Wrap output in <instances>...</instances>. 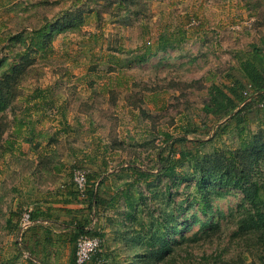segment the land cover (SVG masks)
<instances>
[{
    "label": "rangeland",
    "instance_id": "1",
    "mask_svg": "<svg viewBox=\"0 0 264 264\" xmlns=\"http://www.w3.org/2000/svg\"><path fill=\"white\" fill-rule=\"evenodd\" d=\"M262 38L264 0H0V264L24 210L96 191L106 264H264L262 97L203 110Z\"/></svg>",
    "mask_w": 264,
    "mask_h": 264
},
{
    "label": "crops",
    "instance_id": "2",
    "mask_svg": "<svg viewBox=\"0 0 264 264\" xmlns=\"http://www.w3.org/2000/svg\"><path fill=\"white\" fill-rule=\"evenodd\" d=\"M56 199L51 204L34 203L32 224L23 232L22 248L12 254L16 258L12 264H75V238L89 226L87 214L93 208L68 195Z\"/></svg>",
    "mask_w": 264,
    "mask_h": 264
},
{
    "label": "trees",
    "instance_id": "3",
    "mask_svg": "<svg viewBox=\"0 0 264 264\" xmlns=\"http://www.w3.org/2000/svg\"><path fill=\"white\" fill-rule=\"evenodd\" d=\"M236 59L237 65L234 69L240 73L242 79L229 73V84H222L220 86L212 84L208 89L210 102L204 106L203 110L218 121L226 116L233 115L235 110L237 112L249 110L253 100H246L248 96L259 94L262 97L261 99L264 98V38H262L260 46L251 43L247 49L239 51ZM4 86L5 82L0 80V105L4 101ZM187 160H189L188 153L180 151L178 157L170 161L168 158L159 156L157 167L161 168L162 171H166L173 164L182 163ZM87 202L95 210H102L107 205V201L97 191L88 196ZM83 232L84 229L78 235ZM88 233L91 234L92 232L89 231Z\"/></svg>",
    "mask_w": 264,
    "mask_h": 264
},
{
    "label": "built area",
    "instance_id": "4",
    "mask_svg": "<svg viewBox=\"0 0 264 264\" xmlns=\"http://www.w3.org/2000/svg\"><path fill=\"white\" fill-rule=\"evenodd\" d=\"M253 95L248 96L250 99ZM259 107L264 111V98L261 99ZM88 172L85 169L76 168L72 172L71 184L79 196H84L86 192ZM32 218L30 210H24L18 221L17 240L21 242L23 232L31 226ZM98 230L100 227L92 221L84 232L79 234L75 240V264H106V260L101 256L102 238L98 233L88 232Z\"/></svg>",
    "mask_w": 264,
    "mask_h": 264
}]
</instances>
